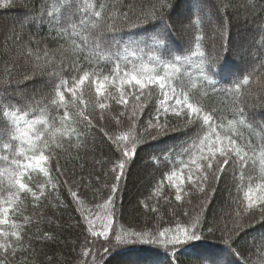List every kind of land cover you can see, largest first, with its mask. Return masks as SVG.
Segmentation results:
<instances>
[{
	"label": "trees",
	"instance_id": "obj_1",
	"mask_svg": "<svg viewBox=\"0 0 264 264\" xmlns=\"http://www.w3.org/2000/svg\"><path fill=\"white\" fill-rule=\"evenodd\" d=\"M94 2L104 3L106 13L118 14L115 23L120 45L112 51L120 52L122 67H153L155 62L150 56L171 59L174 55H189L199 43L205 63L201 65V58L193 56L181 67L180 76L186 83H197L191 94L216 110L218 122L227 124L238 118L237 110L242 107L247 123L240 126V131L259 152L264 145V0ZM3 3L0 0V110L31 105L37 109L47 107L55 115L50 103L53 86L58 77H71L73 64L95 69L101 80L103 75L111 79L110 59L93 57L90 64L86 51L74 52L70 38L61 36L60 29L65 25L45 15V9L57 5V0H10L7 6ZM165 3L167 7L162 6ZM197 7L202 23L190 24L189 18ZM153 11L155 18L148 19ZM121 13H127V20ZM161 19L170 29L168 52L151 40L147 46L132 44L125 50L130 42L144 41L160 32L161 27L154 26L161 25ZM245 78L249 80L247 84L243 83ZM105 87V96L111 93L118 97L117 88L110 82ZM124 90L129 91V86L125 85ZM83 91L94 126L85 130L83 125H74L83 136L77 140L73 134L63 139L62 147L52 157L50 177L34 172L26 178L33 190L44 184L45 195L34 200L30 194H21L18 211L9 214L10 221L21 226V239L9 237L11 246L8 251L0 249V264H92L93 259L98 264H264V217L259 211L249 215L240 209L241 185L247 183L249 175L254 178L253 187L260 182L258 166L243 170L244 181L239 178L238 168H227L218 181L210 177L198 186L195 166L184 151L195 139L193 129L198 126L187 125L184 118L171 111L160 112L159 121L154 119L162 98L159 89L150 86L151 95L145 90L135 117L132 110L137 102L131 96L127 106L109 99V107L101 111L95 105L98 97L94 85L86 82ZM37 115L38 110L30 113L29 119ZM165 120L167 132L148 127L149 122L156 125ZM125 133L135 135L137 150L124 177L117 182L111 169L119 153L109 138ZM20 143L3 138L0 156L11 159ZM4 167L0 161V171ZM114 183L118 184L116 192L112 191ZM177 186L181 189L180 201L175 199ZM109 199L112 204L105 207ZM237 211L241 215L237 216ZM109 215L108 237L93 236V232L103 233ZM197 221L199 239L175 246L135 238L119 245L108 243L116 234L147 233L154 239L165 230L167 236L172 235L177 226L191 231V224ZM238 224L242 225L239 229ZM0 227L11 230L8 225ZM217 247L222 250H215ZM86 250L89 256L83 255Z\"/></svg>",
	"mask_w": 264,
	"mask_h": 264
},
{
	"label": "snow or ice",
	"instance_id": "obj_2",
	"mask_svg": "<svg viewBox=\"0 0 264 264\" xmlns=\"http://www.w3.org/2000/svg\"><path fill=\"white\" fill-rule=\"evenodd\" d=\"M10 0H4L3 6H7ZM167 7L165 3L162 5ZM105 4L102 2H94V0H57V5L45 9V15L54 20L57 24H63L60 34L62 37L70 38L74 52H87L89 63H92L93 57H99L101 60L107 58L113 62L111 69L112 77L103 75L101 80L100 73L95 69H83L79 64H73L70 78L58 77L54 84V97L51 99V106L55 109L56 114L53 115L48 111L47 107L39 109L29 105L27 108L20 106H8L0 110V140L7 138L9 141H20L17 152L12 154L9 159L8 155L0 156V161L4 162L6 167L0 171V177L6 180H0V225L10 226V231H5L0 227V249L8 251L11 246L9 237H15L17 241L21 239V226L15 221H10V212L18 211L19 204L22 203L21 194L27 193L34 200H39L45 195L44 184L39 185L37 190L26 181L31 173H42L44 177H50V163L55 154V150L62 147L63 139H69L76 134L77 140L83 136V132L79 131L74 125H83L86 130L93 127L90 113L87 110V104L83 99V86L86 82L94 85L95 93L98 99L95 105L103 111L108 108L107 101L114 100L117 104L128 105V97L131 96L137 102L132 110V117H135L136 109L142 107L139 103L141 96L151 95L150 86L159 89L161 99L159 101L158 114L154 119L160 120L159 113L167 114L169 111L177 117L184 118L187 125H197L198 128L193 129L195 139L191 140L188 147L184 149L185 153L190 156V162L196 169V183L202 185L208 182L211 177L213 181H218L221 175L226 173L227 168H238L240 170L239 178L245 180L243 170L249 166L259 167L260 182L252 186L253 177H247V183L241 185L243 197L240 200V209L254 215L255 211H259L261 217H264V145L260 146L259 152L257 147L243 135L240 126L246 125L244 109L241 107L237 110L238 118L230 119L227 124L218 122L220 117L217 116L216 110L206 107L201 103L199 97L192 95V90L197 89L196 82L186 83L180 76L183 64L190 63L193 56L201 58V65L205 63V53L200 51V44L195 45L196 50L189 55H174L171 59H164L161 55H152L150 60L155 62V66L148 67L141 64L139 67L133 65L131 69L122 67L120 60V52H113L114 47L120 45V40L116 37L115 23L117 13H106ZM201 10H193L192 16L189 18L190 24L200 25L202 23L199 12ZM123 19L127 20V13H121ZM155 11L148 14V19H154ZM106 20L112 21L106 23ZM23 27V23L21 28ZM161 31L156 35H149L144 41H132L125 45V50L132 44L139 47L141 44L147 46V41L151 40L166 52L169 51L168 40L170 37V29L166 22L161 19ZM78 38V39H77ZM202 37H197V40ZM143 49H141L142 51ZM48 55L47 52L44 54ZM63 63V61H61ZM202 75L205 73L202 72ZM206 78V76H205ZM106 82H110L117 88L119 95L113 96L111 93L105 96ZM248 78L243 83L247 84ZM129 86V91L125 92L124 86ZM236 90L239 91L240 84H237ZM131 89H135L133 92ZM138 93V94H137ZM102 98V99H101ZM39 111L34 119H29L30 113ZM62 112V114H60ZM7 118V119H5ZM119 123V120H117ZM58 125V126H57ZM39 126V127H38ZM149 128L155 127L157 132H167L168 124L157 123L148 124ZM251 128V125H248ZM155 138V137H153ZM114 148L118 151V159L113 163L111 169L116 173L115 180L119 182L125 175V168L129 160L136 155L137 140L135 135L125 133L118 137L109 138ZM9 147L10 144H5ZM188 167V165H185ZM172 175H176L173 173ZM169 180L172 176L168 177ZM189 179H193L189 175ZM118 184L112 185V191L116 192ZM201 190L203 188L201 187ZM180 187L177 186V194L175 199L180 201L182 196L179 194ZM254 193H259L254 195ZM72 195L77 197V193ZM78 199V197H77ZM112 204L109 199L105 203V207ZM241 215V211H237V216ZM27 222V218H25ZM91 223V221H90ZM198 221L191 224L189 228H181L177 226L175 232L167 236L165 231H161L154 239L147 233L138 234H116L108 243L119 245L128 243L135 238L145 243H159L164 246H175L187 241L199 239L196 235L198 231ZM264 226V221H262ZM242 225H237L239 229ZM111 229V216L109 215L104 225L103 233L93 232V236L103 235L108 237ZM229 241H226V243ZM108 249H105L107 253ZM89 251L83 253L89 256ZM92 264H98L93 259Z\"/></svg>",
	"mask_w": 264,
	"mask_h": 264
},
{
	"label": "bare ground",
	"instance_id": "obj_3",
	"mask_svg": "<svg viewBox=\"0 0 264 264\" xmlns=\"http://www.w3.org/2000/svg\"><path fill=\"white\" fill-rule=\"evenodd\" d=\"M215 250L220 251L222 250L220 247L215 248Z\"/></svg>",
	"mask_w": 264,
	"mask_h": 264
}]
</instances>
